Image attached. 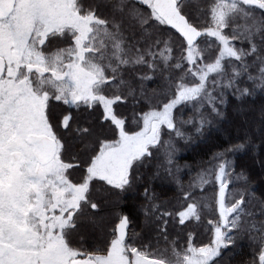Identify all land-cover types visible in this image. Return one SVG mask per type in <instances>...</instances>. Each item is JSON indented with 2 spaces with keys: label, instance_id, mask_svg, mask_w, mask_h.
Listing matches in <instances>:
<instances>
[{
  "label": "snow or ice",
  "instance_id": "6c2138e0",
  "mask_svg": "<svg viewBox=\"0 0 264 264\" xmlns=\"http://www.w3.org/2000/svg\"><path fill=\"white\" fill-rule=\"evenodd\" d=\"M0 264H264V0H0Z\"/></svg>",
  "mask_w": 264,
  "mask_h": 264
},
{
  "label": "trees",
  "instance_id": "16d2710c",
  "mask_svg": "<svg viewBox=\"0 0 264 264\" xmlns=\"http://www.w3.org/2000/svg\"><path fill=\"white\" fill-rule=\"evenodd\" d=\"M212 134L216 135L215 131H213ZM198 152H199V149H197L195 146L182 150L180 153V156H181V159L179 161L180 164L182 165L185 163L195 164L200 159V156L197 155ZM182 172L185 173V176H184L185 183H187V181L195 175V172L188 171L187 169H182ZM127 199L131 203L135 199V197L132 193H129L127 195ZM240 244L242 247L245 246L244 241H240Z\"/></svg>",
  "mask_w": 264,
  "mask_h": 264
}]
</instances>
